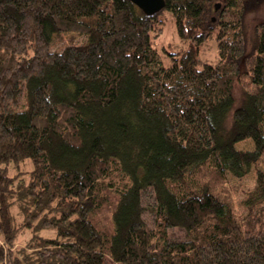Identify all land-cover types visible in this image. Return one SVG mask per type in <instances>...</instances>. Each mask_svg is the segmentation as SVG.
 I'll return each mask as SVG.
<instances>
[{"label":"trees","instance_id":"1","mask_svg":"<svg viewBox=\"0 0 264 264\" xmlns=\"http://www.w3.org/2000/svg\"><path fill=\"white\" fill-rule=\"evenodd\" d=\"M164 1L0 0V264H264V0Z\"/></svg>","mask_w":264,"mask_h":264},{"label":"rangeland","instance_id":"2","mask_svg":"<svg viewBox=\"0 0 264 264\" xmlns=\"http://www.w3.org/2000/svg\"><path fill=\"white\" fill-rule=\"evenodd\" d=\"M219 5L220 8L216 10H220L222 4L218 3L215 4L216 6ZM168 16V17H167ZM162 17L165 20V27L162 36L156 40L155 46L161 52L164 53V50L169 52H177L182 51V46L179 41V38L176 34L175 30V23L172 20L171 16L168 13H164ZM213 17L214 16H210ZM264 18V13L261 11L260 13H251L245 22V33L247 37V54L250 55L253 52L254 45L256 43V25L257 23ZM88 38L86 36H78L77 34H63V35H56L52 39V50L55 52H61L65 47L72 46V45H83L87 43ZM202 54L207 59H215L216 55V48L213 45V48L209 49L207 54H204V50ZM241 91L238 86L235 88V98L239 101L241 98ZM236 149L238 151H251L254 149V145L251 141L239 143L236 145ZM258 172L264 173V161L261 164H257L251 168V171L247 174L244 179H231L230 187L232 190V194L235 200V204L238 208L239 212H245L246 209L240 206V203L247 200L249 195L254 191L256 187V180ZM107 264H114L112 262Z\"/></svg>","mask_w":264,"mask_h":264},{"label":"water","instance_id":"3","mask_svg":"<svg viewBox=\"0 0 264 264\" xmlns=\"http://www.w3.org/2000/svg\"><path fill=\"white\" fill-rule=\"evenodd\" d=\"M134 5H136L142 12L145 14H155L160 12L164 6V0H129ZM220 8L219 5L216 6V9Z\"/></svg>","mask_w":264,"mask_h":264}]
</instances>
